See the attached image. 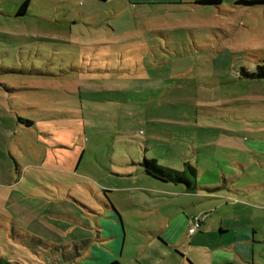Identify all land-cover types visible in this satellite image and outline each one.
<instances>
[{
    "label": "rangeland",
    "instance_id": "rangeland-1",
    "mask_svg": "<svg viewBox=\"0 0 264 264\" xmlns=\"http://www.w3.org/2000/svg\"><path fill=\"white\" fill-rule=\"evenodd\" d=\"M23 1L0 0V257L187 264L176 250L192 264H222L211 249L241 247L237 228L252 234L253 261L264 264V194L240 201L222 188L203 198L159 184L138 163L173 152L215 184L224 183L215 175L238 172L228 162L250 156L242 153L244 131L264 136V116L241 118L243 98L264 99V80L225 81L240 62H264V3L27 0L17 15ZM255 107L264 110L259 100ZM16 114L33 126L17 124ZM246 173L264 182L256 166ZM193 214L205 217L193 233L175 228ZM163 227L173 230L175 247L153 234Z\"/></svg>",
    "mask_w": 264,
    "mask_h": 264
},
{
    "label": "trees",
    "instance_id": "trees-1",
    "mask_svg": "<svg viewBox=\"0 0 264 264\" xmlns=\"http://www.w3.org/2000/svg\"><path fill=\"white\" fill-rule=\"evenodd\" d=\"M220 1L221 0H194L191 3L203 4V5H215V4H219ZM177 2H180V1L177 0ZM177 2L167 1L164 3L165 4H176ZM156 3H161V2H150V1L143 2V1H141V2H138L135 4L154 5ZM263 3H264V0H234V2H232L231 4L254 5V4H263ZM26 4H27V0H24L23 2H21V4L18 6V8L16 10L17 15L24 13L25 8H26ZM214 55H215V53L211 54V57H214ZM214 60H217V57H214ZM97 70H99L98 67H97ZM234 70L236 71L234 73L235 79L230 80L232 82H236L239 80H244V81L245 80H253V81L264 80V62L261 59L256 61L255 63H250V67H245L243 65V63L240 62L237 64V67ZM76 73H77V75H80L83 77H85L86 75H89L87 73H82V72H76ZM91 74H94V73H91ZM89 78H92V77H89ZM79 86L80 85H77V87H79ZM79 95H80V93H79ZM257 100H259L260 104L264 105V99H260V98L259 99L253 98V100H249V101L245 102V104H244L245 114L242 112V110L240 111V113H242L241 118L243 120H245V121H254L256 119L261 120L262 116H264V110L263 111L262 110H259V111L255 110ZM233 105H237V103L234 102L232 104V106ZM229 107H231V105H229ZM256 112H259L260 114L257 115V114H255ZM15 116H16V123L22 127H31L34 124L35 120L30 116L22 115V114H18V115L16 114ZM262 132H263V130H259L258 133H260V134L258 136H256V135H252L250 133V131L246 130L245 136H247V137L256 136V137H259V138L261 137L262 139H264ZM151 140H153V139L150 138L148 140L143 141L148 146V148H149V146L153 145L151 143ZM148 148H145V149H148ZM222 151H223V153H226L224 148H222ZM236 156L237 155H235L234 158L232 159V161H231L232 163L228 162L230 166L233 165L234 163H236V159H237ZM138 163H139L143 173L145 175L151 177V179H155L156 181H158L160 183L161 182H170L173 184L180 185L186 191H194L195 188L199 185L201 186V189H203L209 193H211V192L216 193L217 190L225 188L224 191H229V194L239 196L241 194H247L248 195L250 193L249 191H251V189L249 187L243 186L245 184V181L248 180V174L246 173L244 168H242V165H238V164H234V165L240 167V169L238 170L237 173L233 172V169H229L228 173H221L220 176L215 175L214 177L217 178L216 181H218V178H220V180L222 179L224 182V183L215 184V183H212L210 177L207 179L201 178L200 173H199V169L195 163L189 164V163L184 162L183 166L185 167V170H177V169L170 167L166 163L161 162L160 160L157 159V156L152 155V154H149L148 157L143 155L141 161H139ZM229 168H231V167H229ZM244 176L246 178H243L239 184L238 178H241ZM208 181L212 184L211 185L201 184L203 182H208ZM103 192H104V190H103ZM104 207L109 211H114L115 212L114 216L117 218L116 211L112 207L111 203L108 201L107 197H106V203H105ZM219 232H221V230ZM50 244H52L53 247H60L59 245H57L53 242H51ZM56 252H58V250H56ZM62 252H65V251L62 249ZM69 257L66 256L64 259H61L60 261L67 260V259H69ZM57 260H58L57 258L52 256L48 260L47 263L48 264H54V263L60 262L59 260L58 261ZM0 264H11V262L0 257ZM107 264H118V263L115 259H111Z\"/></svg>",
    "mask_w": 264,
    "mask_h": 264
},
{
    "label": "crops",
    "instance_id": "crops-1",
    "mask_svg": "<svg viewBox=\"0 0 264 264\" xmlns=\"http://www.w3.org/2000/svg\"><path fill=\"white\" fill-rule=\"evenodd\" d=\"M228 81H230V80L228 79L225 82H228ZM239 81H244V80H239ZM236 82H238V81H236ZM243 100H244V102H246L249 100H253V98L252 99L243 98ZM242 112L245 114V108H244V111H242ZM245 131H244V142H242V146L244 147V149L242 150V153L244 155H250V156L248 157V159H247V157L242 159L241 157H239V155H237L236 156V158H237L236 163H234V164L242 165V168H244V170L246 172L248 171V167L250 165L256 166L261 172H264V147H263L264 139H262L261 137L260 138L256 137V136L247 137V136H245ZM251 138H254V139L252 140ZM148 139H150V138H148ZM245 140L251 142V147L248 144H246ZM175 146L180 147L179 145H175ZM246 146L248 147V149L245 148ZM252 154H253V157H251ZM173 156H176L177 159L176 160L172 159ZM184 160H185V154L184 153H173V152L165 153L160 159L161 162L166 163L167 165H169L170 167H172L174 169H179V168H175L174 166H176L177 164L183 165ZM262 174L263 173H261V175ZM155 183H157V182H155ZM158 183L164 184V185L165 184H172L174 187L181 188L180 185L173 184L170 182H161V183L158 182ZM201 184L211 185L212 183H210L208 181V182H203ZM243 186L249 187L251 189V191H249L250 193L248 195L247 194H241L239 196L231 195V194H229V191H223V192H225V194H222V195H224L225 198L233 197V198H237L240 201H245V200L247 201L249 199L254 198V196H256V195L264 194V190H263L264 182L252 180V178L249 175H248V181H245V184ZM181 189H182L181 191L189 192V191L184 190V188H181ZM195 191L202 194L203 198H213L217 195H220L219 192H216V193L206 192L205 190L201 189L200 185L195 188L194 192ZM190 192H193V191H190ZM225 205H226V203H223V206H225ZM112 207H113V205H112ZM211 209H213V208H211ZM211 209H209V208L202 209L201 212L206 215ZM196 213H198V212H196ZM204 218H203V220H205ZM114 219L116 221H118L119 223H121V220H120L118 215H117V218L114 217ZM185 220H186V217H184L183 221L178 220L175 228H177L180 231H183L184 228H186V230H187L190 222L189 221L185 222ZM203 224H204V221L201 222L200 226ZM251 229H252V227H251ZM219 231L220 230H218V233H217L218 237H220L222 232H223V231H221V232H219ZM186 233H187V231H186ZM153 234L159 235L160 239L163 243H164V241H168V242H170V244H172V247H175L176 236L173 234V230H171V229L164 230V227H163V228L153 230ZM232 235L234 237V240L240 242L241 247L232 246L231 249H222V248H220V246L218 244H216L211 249V251H212L213 249L217 248L213 253V257L216 259H219V260H223L222 264H228L229 262H230V264H259L257 262L255 263L253 261L254 243L257 241L254 239L252 234L250 233L247 235L246 233H244V230L237 231V228H232ZM244 242H247V245H244L243 244ZM261 242H264V238L261 239ZM174 251H175V253L179 254V256L181 258H183L187 264H192L189 259L187 260V258H184V255L182 253H179L176 250H174ZM118 253H120V251H118ZM234 256H236V259L233 260ZM111 259H114V258L106 259L104 264H107ZM139 264H142V262Z\"/></svg>",
    "mask_w": 264,
    "mask_h": 264
},
{
    "label": "built area",
    "instance_id": "built-area-1",
    "mask_svg": "<svg viewBox=\"0 0 264 264\" xmlns=\"http://www.w3.org/2000/svg\"><path fill=\"white\" fill-rule=\"evenodd\" d=\"M203 221V216L201 215H194L192 218H191V226H189L187 228V232L188 233H191L193 232L200 224L201 222Z\"/></svg>",
    "mask_w": 264,
    "mask_h": 264
}]
</instances>
